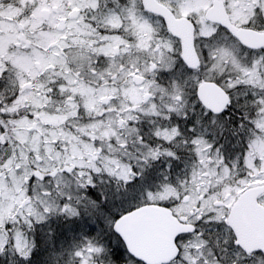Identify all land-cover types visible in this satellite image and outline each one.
I'll return each instance as SVG.
<instances>
[{
    "label": "snow or ice",
    "instance_id": "snow-or-ice-1",
    "mask_svg": "<svg viewBox=\"0 0 264 264\" xmlns=\"http://www.w3.org/2000/svg\"><path fill=\"white\" fill-rule=\"evenodd\" d=\"M0 264H264V0H0Z\"/></svg>",
    "mask_w": 264,
    "mask_h": 264
}]
</instances>
